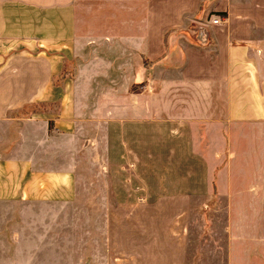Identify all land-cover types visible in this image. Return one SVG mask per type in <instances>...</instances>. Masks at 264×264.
<instances>
[{"label":"rangeland","instance_id":"rangeland-1","mask_svg":"<svg viewBox=\"0 0 264 264\" xmlns=\"http://www.w3.org/2000/svg\"><path fill=\"white\" fill-rule=\"evenodd\" d=\"M91 7L101 10L90 12ZM121 7L83 5L77 38L70 44L74 64L67 70L63 96L69 104L70 130L59 129L47 118L0 119V264H31L33 258L34 264H43V257L48 262L44 264H71L73 248H53L52 253L42 239L47 236L44 228L52 226L53 247L63 236V243H73L74 236L79 237L73 228L79 220L74 210H82L85 226L82 264H91L92 243L105 246L103 229L91 234L90 226H105L106 219L92 218L90 212L103 215L107 210L113 212V264L144 260L140 251L152 254L159 249L172 227H187V264H225L231 222L236 236L244 238L238 242L252 243V254H260L254 244L264 242V123L235 126L218 155L187 149L186 129L174 139L178 146L171 151L174 125L169 114L155 122L153 89H144L142 82L129 85L130 45L121 38L119 20L126 14ZM90 13L98 15L97 26L90 25ZM105 33L112 36L107 40ZM133 100L145 107L140 121L130 115L125 130L122 121H105V109L114 113L111 119L120 120L121 104ZM60 101L48 105L51 117L61 112ZM73 116L80 120L79 149ZM123 131L130 133L128 138L122 139ZM204 178L220 185L202 184ZM65 179L78 180L76 196L74 186L60 185ZM229 209L234 218L228 216ZM63 226L71 227V241Z\"/></svg>","mask_w":264,"mask_h":264},{"label":"crops","instance_id":"crops-1","mask_svg":"<svg viewBox=\"0 0 264 264\" xmlns=\"http://www.w3.org/2000/svg\"><path fill=\"white\" fill-rule=\"evenodd\" d=\"M85 3L121 4L126 13L121 15V21L118 19L121 38L130 45L129 85L142 82L144 89H153L155 122L161 123L169 114L174 125L171 151L178 146L174 139L181 138L186 129L183 138L187 139V149L194 153L209 150L218 155L235 126L264 123V0H0V119L34 122L47 118L54 120L59 129H71L67 119L69 104L63 96L67 70L74 64L70 44L77 38ZM94 9L101 10L91 7L90 12ZM95 16L98 18L90 13L91 26H97ZM214 17L219 21L213 22ZM111 36L105 33L107 40ZM58 100L61 112L51 117L48 105ZM128 101L118 109L120 120L111 119L114 113L107 108L103 113L105 121H122L124 130L131 122L130 115L133 121H140L139 113L146 111L143 102ZM79 125L80 120L73 116L74 140L79 139L77 149L81 147ZM122 134L123 139L130 133ZM200 181L220 185L208 178ZM228 182L231 184V179ZM60 185L74 186V196L77 195L78 180H66ZM65 191L69 192L67 188ZM112 213L90 212L92 218L106 219L105 226H90L91 234L101 229L105 234L104 247L98 248L97 243L90 246L91 264L114 263ZM73 214L79 218L73 227L79 237L74 236L73 243H63V236L53 247L52 226L44 228L47 236L43 235L42 240L47 243L46 251L52 253L53 248H73L69 263L82 264V210H74ZM228 216L235 217L233 209L228 210ZM233 224L228 226L225 264H243L242 260H247L246 264H264V242L254 244L260 254H252L256 248L250 247V242H238L244 238L236 236ZM63 228L70 232V226ZM166 233L170 238H162L159 249L152 254L140 251L138 256L144 260L130 264H187V227H172ZM42 261L48 263L44 257Z\"/></svg>","mask_w":264,"mask_h":264},{"label":"built area","instance_id":"built-area-1","mask_svg":"<svg viewBox=\"0 0 264 264\" xmlns=\"http://www.w3.org/2000/svg\"><path fill=\"white\" fill-rule=\"evenodd\" d=\"M212 20H213V22H218L219 18L218 17H214Z\"/></svg>","mask_w":264,"mask_h":264},{"label":"trees","instance_id":"trees-1","mask_svg":"<svg viewBox=\"0 0 264 264\" xmlns=\"http://www.w3.org/2000/svg\"><path fill=\"white\" fill-rule=\"evenodd\" d=\"M22 110H24V109H22Z\"/></svg>","mask_w":264,"mask_h":264}]
</instances>
